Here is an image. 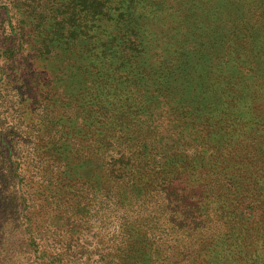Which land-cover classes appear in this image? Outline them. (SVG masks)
<instances>
[{
	"label": "rangeland",
	"instance_id": "374dc122",
	"mask_svg": "<svg viewBox=\"0 0 264 264\" xmlns=\"http://www.w3.org/2000/svg\"><path fill=\"white\" fill-rule=\"evenodd\" d=\"M76 1L55 16L58 5L50 0H0V104L10 99L11 80L29 87L33 55L51 49L45 56L53 79L57 68L93 66L105 83L97 82L94 100L106 98L101 113L115 108L109 125L120 135L107 152L103 145L89 160L80 154L74 177L105 180L119 196V181L109 182L92 160L139 162L136 171L127 166L123 179L132 195L131 185L143 184L145 206L155 212L149 231L159 250L155 264H264V0H87L94 15L77 20L87 40L69 49L60 32L79 26L68 18ZM43 60L36 59L37 69ZM22 115L24 125L37 121L27 105ZM127 115L141 124V136L135 127L122 134L130 128ZM170 155L172 169L161 167ZM175 155L187 159V173ZM100 205L108 219L109 206ZM96 206L93 227L71 239L65 255L55 246L42 253L47 247H35L25 225L2 219L8 234L0 237V264H98L94 247L103 230L94 224ZM233 244L241 250L236 256Z\"/></svg>",
	"mask_w": 264,
	"mask_h": 264
},
{
	"label": "trees",
	"instance_id": "16d2710c",
	"mask_svg": "<svg viewBox=\"0 0 264 264\" xmlns=\"http://www.w3.org/2000/svg\"><path fill=\"white\" fill-rule=\"evenodd\" d=\"M90 1L94 2V0ZM103 1L117 3L121 0ZM71 2L75 3L74 0ZM71 2L50 0L51 6L58 5L55 16L63 12L65 7H69ZM76 2L68 18L73 25L78 23L79 26L71 27L66 33L60 32L62 38L60 42L65 43L69 49L71 46L73 48L76 46L77 40H87L86 29L77 22L80 15L89 17L94 15L92 8H86L87 0ZM63 19L59 17L55 23ZM9 50L10 48L6 49ZM48 53H51V49L40 55H33V59H28L27 66L29 70L31 69L30 77L27 75L30 79L29 87L23 91L18 88L15 80H11L10 99L4 94L5 98L0 104L2 105L0 106V211L3 213L0 221L5 218L6 223L10 220L9 224L17 222V225H20L19 223L25 225L24 231L27 232L34 246L47 247L42 253L48 252V246H55L65 255L68 242L71 239H78L79 234H82L86 228L93 227L92 212L94 203L97 202L96 209L101 213L94 218V224L101 226L103 230L94 247L97 263H157V260H153V256L157 259L159 254L156 237L152 239L150 234H153L149 232L154 227L155 212L148 211L145 206V197L141 193L143 184L139 183V180L135 181L131 185L135 192V195H132L130 186L126 185L128 180L123 179L128 169L138 170L139 162L134 160L129 164V160L125 162L117 159L112 160V164L108 165L107 161L92 160V163L95 161L98 165L99 174L110 176L109 182L114 184L116 180L119 181V184L117 182L118 185L114 186L119 196L111 194L113 188L105 187V180L103 183L100 179L96 180L93 175L74 177L73 174L80 154L82 160H89V157L93 156L91 152L96 150L98 153L103 145L107 152L114 143L112 138L120 135L117 129L109 125V120L114 116L117 117L115 108L101 113L106 98L102 100L100 97L94 100L97 96L95 92L97 82L105 83L98 71H94L93 66L84 63L70 64L67 69L57 68L55 79L50 78L47 71L51 57L45 56ZM11 56L15 58L13 52ZM39 57H44L45 65L37 69L35 63ZM69 68H74L72 75H69ZM53 83L59 84L62 92L57 93L58 85L53 86ZM44 91L50 96L43 97ZM18 94L19 97H16ZM125 100L132 108L137 106V102L134 103L131 97ZM16 102L22 108L17 107ZM26 105L37 119L30 125L23 124L22 111ZM94 109L98 112L95 118ZM126 117L129 119L130 128L127 132L122 131V134L130 135L135 127L136 133L141 136V124L134 121L131 115ZM87 121L89 125L84 123ZM3 123L9 127L7 131L2 127ZM173 157L178 161V166L181 169L183 167L182 170L187 173L189 167L183 166L187 159H178L176 155ZM168 158H171V155L163 157L167 160L162 161L163 164L161 162V167L170 168ZM182 170L179 171L183 173ZM137 192L140 196L135 199ZM130 195L133 198L131 203H129ZM103 201L110 208L107 211L108 219L103 215L106 212L105 208L100 205ZM2 225L3 221L0 222L1 238L8 234L3 231ZM235 250L237 246L233 244L230 251L235 252L236 256L237 251L241 250ZM56 253L57 251L54 252ZM180 254H186V251L180 249ZM241 256L245 257L246 254Z\"/></svg>",
	"mask_w": 264,
	"mask_h": 264
}]
</instances>
